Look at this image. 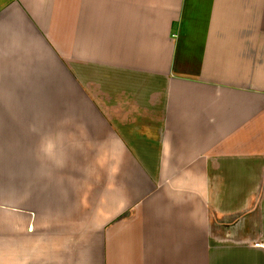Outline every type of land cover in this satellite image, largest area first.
<instances>
[{
  "label": "crops",
  "instance_id": "1",
  "mask_svg": "<svg viewBox=\"0 0 264 264\" xmlns=\"http://www.w3.org/2000/svg\"><path fill=\"white\" fill-rule=\"evenodd\" d=\"M44 67L74 89L59 156L89 135L107 161L90 144L54 182L44 163L41 205L25 147L0 195V264H264V0H0V94ZM15 100L0 96L2 133L11 105L46 120ZM129 168L175 172L158 180L174 194L133 200L145 205L126 219L121 197L100 212V179L83 171Z\"/></svg>",
  "mask_w": 264,
  "mask_h": 264
},
{
  "label": "rangeland",
  "instance_id": "2",
  "mask_svg": "<svg viewBox=\"0 0 264 264\" xmlns=\"http://www.w3.org/2000/svg\"><path fill=\"white\" fill-rule=\"evenodd\" d=\"M48 44L50 46L49 42ZM50 48L55 52L56 56H58V52L54 45H51ZM36 66L38 67V65ZM43 70L45 72H38L36 74V77L32 79L33 83L27 89H21V91H18L11 90V88L9 87L7 90H3L0 94L2 99L9 103L12 102L13 99L15 100L19 97H21V99L24 98L25 100H27V98H30L33 103V105L30 107V113L32 115L34 114L32 118L42 119L44 118V116H46V120H35L30 122H28L27 120L17 121L15 119L19 116H16L15 114L27 113L28 102H25V105L20 107L11 105L10 113L14 114V116H5V132L2 133V131H0V195L2 194L3 197H7L10 199L13 188L11 186L10 180L12 177H16L18 173L23 172L24 169L22 163L27 156H23L22 153L25 147L26 149L30 147L33 155V160L30 161L33 162V165L35 167L34 177L36 178L37 183V202H39V204L41 205L44 190V163L48 164L47 162H51L53 164L52 169L47 170L48 174L46 176L48 178L51 177L54 182V179L58 180L61 178L63 181L66 176L69 179L72 178L70 173L68 172L69 168H67L68 170H61L60 166H58L60 162H65V164L67 165V162L70 163L80 160V162L82 161L85 165V163L87 164L88 161L91 160V154L87 156L86 152V150H89L90 144L95 143L99 147V153L98 155H96L98 156L97 159L99 160V162L102 163L107 161L106 147H102L105 144L104 139H102V137L92 138L89 135H86L87 138L84 137L85 142L88 145V149L84 146V149H82L83 153H79L82 156L81 158H79V154L76 157L75 154L71 153H65L64 155H61V153L60 155L61 157L63 156L62 158L59 156L61 145H63V147L70 146L72 144V140L76 137L75 129L69 128L68 125L65 127L63 126V124H61L60 121H58L61 114L63 115L66 112H69L71 114L75 113V98L73 100L71 99V95L75 96L73 93L74 89L71 87H66L65 85H61L59 77L60 74L58 73L57 68L44 67ZM64 86L67 89H65ZM18 108H23V112L18 111ZM22 117L27 118V116ZM1 129L2 127L0 116V130ZM66 144L68 146H66ZM80 144L85 145L83 142H81ZM131 154V163L137 164L140 159L138 153H136V151H134V149L132 148ZM55 163H57V169H54ZM18 168L19 172L16 173ZM92 175H95V179H100V185H98L97 188L99 190V194L104 197L103 201H98L96 203L99 207L95 205V203L93 206H95V208H98L100 212L105 210L114 211L113 205H115L116 207L118 205L117 200L119 197H121L123 200H126L125 204L129 206L127 210L121 212L123 214L122 216H124L125 219L126 216L135 214V212L132 210H139L142 206L145 205V203L143 204L141 203V201L132 202L133 200H139L141 198L146 199V197L150 199L152 195L160 193L174 194L175 192V188L171 184H168L170 180L166 183L168 185L165 186H161L158 181L159 179L164 178L165 180L167 178L175 179V172L174 174L169 175V171L146 170L145 168L144 170H134V168H129L120 170L105 169L99 171L84 170L82 173L83 177H92ZM105 180H108V183H110L111 185H104L103 182ZM165 182L166 181H164V183ZM2 183H4V186H2ZM105 187L109 188L107 189ZM105 195L115 196L105 197ZM110 198L112 199L111 201L109 200ZM113 199H115V201ZM128 200H130V202ZM105 214H107V212H105ZM100 221H102V219H100Z\"/></svg>",
  "mask_w": 264,
  "mask_h": 264
}]
</instances>
